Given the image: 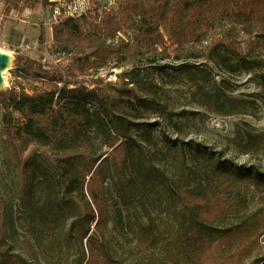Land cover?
I'll return each mask as SVG.
<instances>
[{
  "label": "rangeland",
  "instance_id": "obj_1",
  "mask_svg": "<svg viewBox=\"0 0 264 264\" xmlns=\"http://www.w3.org/2000/svg\"><path fill=\"white\" fill-rule=\"evenodd\" d=\"M40 2L0 0V51L12 58L17 53L28 55L47 68L60 62L65 66V57L54 49L51 27L58 8ZM133 36L129 31L107 44H132ZM214 48L231 61L235 50L251 60L264 61L254 40L222 19L215 34L201 46L170 49L169 53L158 50L140 58L108 53L103 67H92L72 80L96 90L99 98L105 90L118 98L123 94L122 82L133 79L130 87L139 98L163 107L150 119H128L130 131L124 140L133 152L124 171L115 165L113 150L103 139L95 140L98 154H106L100 167L111 217L101 239L113 258L125 264H175L177 256L193 249L184 239L195 228L197 215L194 207L176 203L180 187L210 197L219 186L231 185L226 195L231 207L216 227L251 226L263 215L264 192L251 181L233 178L231 172L242 167L264 171V143L249 154L239 149L250 136L264 134V68L230 75L222 60L210 59L215 57ZM4 77L3 88L22 84L31 93L39 85L17 78L12 66ZM216 94L250 104L239 113L218 114L211 103ZM1 118L0 110V192L8 211L11 249L31 264H84L81 252L86 241L82 245L71 233L73 211L55 171L43 162L33 187H25L28 180L13 166L1 134ZM15 118L24 122L18 114ZM125 189L128 195L123 198ZM257 240L264 244V234ZM231 250L224 247L216 253L217 259ZM252 254L253 258L256 250Z\"/></svg>",
  "mask_w": 264,
  "mask_h": 264
},
{
  "label": "trees",
  "instance_id": "obj_2",
  "mask_svg": "<svg viewBox=\"0 0 264 264\" xmlns=\"http://www.w3.org/2000/svg\"><path fill=\"white\" fill-rule=\"evenodd\" d=\"M23 1L28 3L29 0ZM49 1L40 3L58 5ZM222 19L246 39L254 40L256 51L264 53V0H122L108 10L98 8L53 22L54 49L65 57V66L60 62L47 68L28 55H14V75L39 85L31 93L22 84L0 90L1 134L13 166L28 180L25 187H33L43 162L55 171L73 211L71 233L81 239L82 245L86 241V250L83 248L81 252L84 264H125L113 258L101 239L111 217L100 167L106 154H98L95 140L98 136L103 139L105 146L113 150L115 165L124 171L133 152L124 140L130 131L128 119H150L158 116L163 107L147 98H139L130 87L135 83L133 79L130 83L122 82L123 94L118 98L108 90L99 98L96 90L72 80L92 67H103L108 53L140 58L158 50L169 53L170 49L201 46L215 34ZM129 31L134 34L132 44H107L116 42ZM212 53L215 57L210 56V59L222 60L230 75L264 68V61L251 60L236 50L232 61L215 48ZM211 103L214 111L223 115L239 113L250 104L228 96L223 99L218 94ZM15 114L22 117V124L16 121ZM263 143L264 134L250 136L239 149L249 154ZM231 173L233 178L251 181L264 192L263 170L242 167ZM219 187L210 197L181 187L175 193L176 203L194 207L197 215L195 228H191L184 239L193 249L188 248L177 256L175 264H264V244L257 240L264 234V210L251 226L216 227L232 204L226 199L231 185ZM125 192L123 198L128 195L126 189ZM6 207L0 192V264H31L8 243ZM226 246L232 250L218 260L216 253Z\"/></svg>",
  "mask_w": 264,
  "mask_h": 264
},
{
  "label": "built area",
  "instance_id": "obj_3",
  "mask_svg": "<svg viewBox=\"0 0 264 264\" xmlns=\"http://www.w3.org/2000/svg\"><path fill=\"white\" fill-rule=\"evenodd\" d=\"M52 3H57L58 5L54 8H58V11L55 12V18L52 22L61 17H73L81 15L85 12L103 9L108 10L117 5V2L112 3H89L88 0H50ZM94 5V6H93Z\"/></svg>",
  "mask_w": 264,
  "mask_h": 264
},
{
  "label": "water",
  "instance_id": "obj_4",
  "mask_svg": "<svg viewBox=\"0 0 264 264\" xmlns=\"http://www.w3.org/2000/svg\"><path fill=\"white\" fill-rule=\"evenodd\" d=\"M13 61L14 58L8 56V55H4L2 54V52L0 51V90L4 89L3 88V83H4V78H3V71L5 69L8 68L9 66V70L11 69V66H13Z\"/></svg>",
  "mask_w": 264,
  "mask_h": 264
},
{
  "label": "bare ground",
  "instance_id": "obj_5",
  "mask_svg": "<svg viewBox=\"0 0 264 264\" xmlns=\"http://www.w3.org/2000/svg\"><path fill=\"white\" fill-rule=\"evenodd\" d=\"M88 2H89V3H97V2H94V1L92 2V1H90V0H88ZM8 68H9V66H8ZM8 68L5 69V70L3 71V78H4V83H3V85L6 83L4 75H5L6 72L9 70Z\"/></svg>",
  "mask_w": 264,
  "mask_h": 264
}]
</instances>
